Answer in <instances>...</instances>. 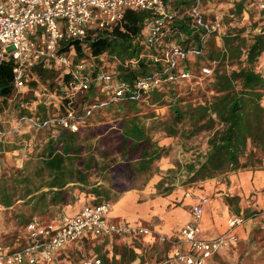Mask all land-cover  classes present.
<instances>
[{"label":"trees","instance_id":"16d2710c","mask_svg":"<svg viewBox=\"0 0 264 264\" xmlns=\"http://www.w3.org/2000/svg\"><path fill=\"white\" fill-rule=\"evenodd\" d=\"M207 1L212 0H203L204 9ZM165 2L169 12L162 30L170 32L155 43L149 32L154 12L131 8L111 30L91 29L84 38L61 43L60 52L73 65L87 66L88 91L75 92L70 71L44 63L30 70L20 90L14 83V63L0 61V116L10 104L18 118L41 123L68 110L80 116L78 131L47 125L25 134L32 149L21 169L0 171V205L10 208L23 201L33 216L45 215L73 200L76 190L91 204L114 202L143 177L160 176L161 189L166 182L192 185L239 169L263 168L264 69L257 65L264 37L236 26L256 0H234L229 15L219 18V36L206 35L189 15L195 0ZM207 17L214 20L216 15ZM171 45L183 52L172 68L167 60ZM205 67L212 69L211 75L203 74ZM168 68L177 80L169 79ZM185 70L193 74L191 80L180 78ZM100 73L113 77L110 89L95 82ZM155 75L161 78L159 85L138 87L139 81ZM120 83L126 85L125 93L114 98ZM178 151L183 159L173 158L168 169L159 167V161ZM101 257L107 264L118 263ZM136 259L125 248L119 264Z\"/></svg>","mask_w":264,"mask_h":264},{"label":"built area","instance_id":"2783aa9c","mask_svg":"<svg viewBox=\"0 0 264 264\" xmlns=\"http://www.w3.org/2000/svg\"><path fill=\"white\" fill-rule=\"evenodd\" d=\"M261 11H264V0H257ZM234 0L231 3L234 5ZM233 7V6H232ZM151 10L155 20L149 23L150 42L155 43L159 37L169 33L162 30V25L168 16V6L165 0H0V61L14 63V83L18 89L26 87V75L39 63L46 66L58 65L70 71L76 79L74 91H88L90 79L87 76V66L81 62L73 65L71 58L60 52L61 43L67 38H84L88 30H111L121 23L126 9ZM189 15L194 18L198 27L206 31V35H220L221 24L219 16L214 20L207 17L203 8V0H195ZM164 26V25H163ZM165 27V26H164ZM166 28V27H165ZM264 37V27L256 31ZM183 52L177 45L169 46L167 60L171 68L175 66L177 56ZM171 81L177 80L169 68L166 70ZM204 75H211L212 69L203 68ZM191 71H183L180 78L191 80ZM113 77L100 73L95 77L96 83H103L110 89ZM157 75L147 77L138 82V87L148 90L160 84ZM126 85L120 83L114 89V98L122 97ZM37 95H39L37 93ZM91 114V111H88ZM79 115L68 110L60 118H51L44 123L35 118H19L16 129L23 122L29 128L41 129L47 125H60L72 131L79 129ZM8 134L0 128V138ZM208 202L202 198L193 207V215L200 219L203 214L202 205ZM112 203L104 201L96 204H85L81 211L73 216L59 214L51 222L40 218L30 219L25 230L29 244L18 250H3L0 248V264H59L55 253L64 249L85 234L95 236L122 235L125 233L151 234L146 227L119 225L110 223L108 216ZM246 223V218L238 215L228 219V230L215 239L197 237L198 227L187 223L173 235H160V242L172 248L171 258L179 264H209L211 257L221 248L238 241V227ZM80 264H107L101 256L93 255L81 260ZM110 264V263H108Z\"/></svg>","mask_w":264,"mask_h":264},{"label":"crops","instance_id":"0c3cea01","mask_svg":"<svg viewBox=\"0 0 264 264\" xmlns=\"http://www.w3.org/2000/svg\"><path fill=\"white\" fill-rule=\"evenodd\" d=\"M256 4L258 5L257 0ZM259 18L263 19L264 26V11H261ZM8 134L0 139L6 138ZM6 160L8 162V159ZM168 162L165 159L160 161L165 164L166 169L170 168ZM161 180L160 176L152 175L134 181L130 184V189L113 202L114 206L111 202L112 209L108 216L110 223L150 228L151 234H85L57 251L55 260L59 264H80L86 257L105 254L111 259L116 258L119 263L121 253L126 248L137 254V259L130 264H139L146 259V255L154 259L161 256L159 249L164 248V253L173 261L172 248L160 242V235H173L185 224L191 223L198 227V238L215 239L228 230L230 217L241 215L246 218V223L236 232L239 235L238 241L217 251L209 260V264H263L264 233L259 230L264 229V221L258 210L264 206V168L239 169L192 185L175 182L170 186L166 182L160 189L158 184ZM169 186L171 188L165 191ZM202 198H207L208 202L202 205V217L196 219L192 212L193 207L199 204ZM85 204L87 203L83 200H74L61 204L58 208L62 214L73 216L78 214ZM128 206H132L131 211L126 210ZM28 244L26 230L24 235L18 237L16 243H6L0 239V248L3 250H18ZM175 263L173 261V264Z\"/></svg>","mask_w":264,"mask_h":264},{"label":"rangeland","instance_id":"374dc122","mask_svg":"<svg viewBox=\"0 0 264 264\" xmlns=\"http://www.w3.org/2000/svg\"><path fill=\"white\" fill-rule=\"evenodd\" d=\"M207 2H208L206 5L207 14L214 13L215 15L221 18L227 17L229 15V11L233 8L232 7L233 4L230 1H226V0H212L210 2L209 1ZM248 8H249L248 11L249 14L245 13L240 20L238 19L236 21V26L244 28L245 32L253 31L254 34L256 33L258 28L264 27L263 19L259 18V14L261 13V10L259 9V6L256 3H251L248 6ZM216 39H218V41H216L217 47L221 48L222 41L220 37H216ZM257 67L264 69V53L262 54L261 60L258 63ZM45 93L46 96H51L49 91H45ZM35 95H37V93H35ZM18 121L19 118L17 117V112L14 110V106L10 104V106L6 108L5 111L0 116V123L3 130L6 132H11L10 134H8V136H6L7 139L6 138H3L2 140L0 139V171H2L3 169H8L7 171L8 174H11V172H13L14 169L22 168L23 162L25 160L26 152L32 149V141H28L25 139V134L30 130V128L27 123L23 122L21 125H19L18 129H16ZM164 141H168V140H164ZM17 146H21L22 148L13 151V148ZM179 154L180 151H178L176 155L163 158L162 160L164 159L168 160L169 161L168 164H170V167H172L173 158L175 159L178 157L180 159L184 158L182 154L180 155ZM6 159H8V162ZM158 164L161 169H166L164 166L165 164L160 163V161ZM73 197L74 199L71 201L83 200L84 203H90V199L86 198L85 194L80 193L78 190L73 192ZM114 204L115 203H113V206ZM261 207L263 208H261L258 211H260L259 215H262L264 221V206ZM131 209L132 206H128V208L126 207L127 211H131ZM59 214L62 213L61 210L58 208V206L52 207L48 214L33 216L31 206L25 204L23 201L18 202L16 205L10 208H5L2 205H0V239L6 243H16V241H18V237L24 235L25 225L31 218L38 217L42 221L46 222L55 219ZM238 228L236 229V232ZM259 231H261V233H264V229L263 230L260 229ZM153 249L156 250V248ZM159 250L161 251L160 252L161 256H158L157 258L154 259V257H150L149 255H146V259L140 261L139 264H173V261L174 263L176 262L175 260L172 261L168 257L167 253L166 254L164 253V248L163 249L160 248ZM262 262L264 264V259L262 260Z\"/></svg>","mask_w":264,"mask_h":264}]
</instances>
